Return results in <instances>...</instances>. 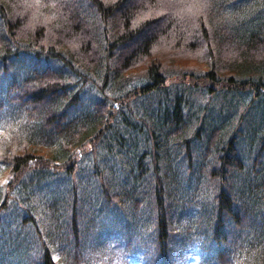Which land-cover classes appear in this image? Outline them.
I'll use <instances>...</instances> for the list:
<instances>
[{"label":"trees","instance_id":"obj_1","mask_svg":"<svg viewBox=\"0 0 264 264\" xmlns=\"http://www.w3.org/2000/svg\"><path fill=\"white\" fill-rule=\"evenodd\" d=\"M183 252L264 264V0H0V264Z\"/></svg>","mask_w":264,"mask_h":264},{"label":"rangeland","instance_id":"obj_2","mask_svg":"<svg viewBox=\"0 0 264 264\" xmlns=\"http://www.w3.org/2000/svg\"><path fill=\"white\" fill-rule=\"evenodd\" d=\"M163 51H166V50H163ZM194 52H196V53H199V54H202V52H199V51H194ZM180 54H182V55H180ZM183 54H185V55H187V54H189L188 52H179V53H175V52H173L172 54H171V60L169 61V62H173V61H176V62H180L181 60L178 58V57H180V56H183ZM166 55V54H165ZM192 59V58H191ZM191 62V61H190ZM190 64H192V63H190ZM204 67H205V65H206V63L204 64V63H201ZM188 68V67H187ZM186 68V69H187ZM187 72V71H186ZM183 75V74H182ZM187 76V74L185 75V77ZM39 148L41 149V151H43L44 153H45V148L44 147H41V146H39ZM113 246H115V245H112L111 246V249L113 248ZM201 255V254H200ZM184 257V258H183ZM183 258V259H182ZM134 259V258H133ZM179 263H181V264H208L206 261H205V259H204V257L201 255V256H198V255H191V253H188V252H186V254H185V256H184V252L182 253V256H181V260L179 261Z\"/></svg>","mask_w":264,"mask_h":264}]
</instances>
